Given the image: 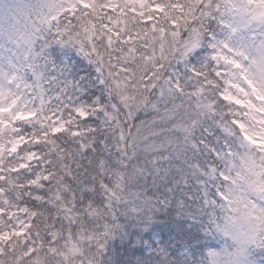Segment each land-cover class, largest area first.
<instances>
[{
	"label": "snow or ice",
	"instance_id": "snow-or-ice-1",
	"mask_svg": "<svg viewBox=\"0 0 264 264\" xmlns=\"http://www.w3.org/2000/svg\"><path fill=\"white\" fill-rule=\"evenodd\" d=\"M257 250L264 0H0V264Z\"/></svg>",
	"mask_w": 264,
	"mask_h": 264
},
{
	"label": "rangeland",
	"instance_id": "rangeland-1",
	"mask_svg": "<svg viewBox=\"0 0 264 264\" xmlns=\"http://www.w3.org/2000/svg\"><path fill=\"white\" fill-rule=\"evenodd\" d=\"M222 243H223L222 241H219V242L214 241L212 246H213L214 248H216V249H219V248L222 246ZM254 255H255V257L257 258V260L261 261V264H264V257H262V256H258V255H257V252H255Z\"/></svg>",
	"mask_w": 264,
	"mask_h": 264
},
{
	"label": "trees",
	"instance_id": "trees-1",
	"mask_svg": "<svg viewBox=\"0 0 264 264\" xmlns=\"http://www.w3.org/2000/svg\"><path fill=\"white\" fill-rule=\"evenodd\" d=\"M257 255L264 257V250H257Z\"/></svg>",
	"mask_w": 264,
	"mask_h": 264
}]
</instances>
